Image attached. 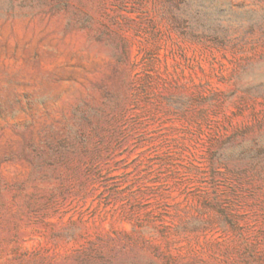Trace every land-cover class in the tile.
Wrapping results in <instances>:
<instances>
[{"label": "rangeland", "instance_id": "obj_1", "mask_svg": "<svg viewBox=\"0 0 264 264\" xmlns=\"http://www.w3.org/2000/svg\"><path fill=\"white\" fill-rule=\"evenodd\" d=\"M0 264H264V0H0Z\"/></svg>", "mask_w": 264, "mask_h": 264}]
</instances>
